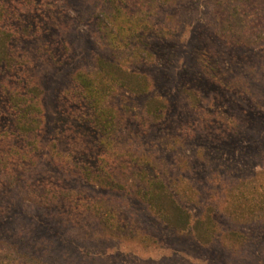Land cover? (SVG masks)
I'll use <instances>...</instances> for the list:
<instances>
[{"label": "rangeland", "instance_id": "rangeland-1", "mask_svg": "<svg viewBox=\"0 0 264 264\" xmlns=\"http://www.w3.org/2000/svg\"><path fill=\"white\" fill-rule=\"evenodd\" d=\"M112 1L0 0L14 32L12 65H0V195L2 207L11 204L0 213V240L11 262L26 264L19 251L38 264H264V0L249 3L253 44L223 35L242 30L232 0H165L155 15L145 7L152 29L141 37L152 58L135 68L150 76L151 91L111 98L114 142L128 148L131 173L146 167L193 218L212 209L207 244L165 224L147 202L61 170L52 157L56 145L70 164L93 167L103 152L72 78L116 59L100 28ZM126 1L130 11L140 2ZM28 79L44 107L45 146L32 156L9 102ZM149 97L167 104L157 122L143 110ZM52 192L63 196L47 204L41 197ZM243 194L239 217L233 205Z\"/></svg>", "mask_w": 264, "mask_h": 264}, {"label": "trees", "instance_id": "trees-1", "mask_svg": "<svg viewBox=\"0 0 264 264\" xmlns=\"http://www.w3.org/2000/svg\"><path fill=\"white\" fill-rule=\"evenodd\" d=\"M164 1L140 0L134 6L133 11L129 10V4L127 5L128 1L126 0L112 1L110 10L103 12V19L100 24V28H102L101 38L108 42L109 46L116 52V59L101 58L97 61L93 70H78L72 78L76 83L78 94L91 112L90 122L100 135L103 152L99 155L93 167L89 164H70L73 163V160L67 154L57 150L60 153L58 154L54 150L56 145L52 146V151H54L52 157L61 170L69 169L72 174L77 173L85 176L86 179L97 183L99 186H106L110 189L115 188V191L117 190L125 196H132L147 202L165 224L182 231L190 230L199 242L207 244L216 232V223L212 219V209H208L202 218H193L192 214L177 201L175 190L168 184L157 180L153 174H149L150 172L146 167L142 166L143 170L137 168L131 173L130 163L126 160L128 157L126 156V149L128 148L114 142V138L117 139L114 132L118 123V111L111 104V98L121 93L140 96L151 91L152 81L150 76L137 71L135 67L141 61H148L152 58V54L145 47L141 37L143 30L152 29V25L146 19L148 14H146L145 7H148L150 14L155 15L159 3H164ZM232 1L234 3L232 7L235 11L237 9L234 21L240 20L242 30L237 33H235V30H231L232 33L228 31L223 35L228 38L235 36L239 40H244L240 42L253 44L252 37L248 35L249 31L246 30L247 25L252 24L254 21L247 14L250 9L249 5H251L249 4L250 0ZM239 10L243 12L240 13ZM8 16L7 11H0V65L11 66L14 58L9 45L14 37V32L6 19ZM256 34L260 35V33ZM29 80H26L27 84L23 85L24 90L14 89V91H11L9 102L17 137L26 140L25 151L28 156H32L33 153L40 152L45 146L40 138L44 124V107L42 89L39 84ZM190 93L193 94V92ZM192 99L195 100V96ZM166 108L167 104L164 100L149 97L144 103L143 110L150 118V122H157L162 119V114ZM4 162L0 160V167L5 165ZM132 163L134 164L133 167L138 165L134 162V158H132ZM249 184L250 189L255 188L251 183ZM250 193L254 196L256 191L251 190ZM49 195L41 197L47 204L53 202V199L63 196L58 192H52ZM246 196L243 194L242 197L238 198L239 204L233 205L236 216L246 215L244 212L237 210L241 208L240 205L243 204L241 201H245ZM3 200L0 195V213L5 208L9 210V207H11L10 203L2 207ZM8 247L10 246L0 240V264H15L10 260L11 256L9 255L11 254L10 250H7ZM18 253L24 261H27L26 264L40 263V261L34 260L35 258L31 259L23 252L18 251Z\"/></svg>", "mask_w": 264, "mask_h": 264}]
</instances>
